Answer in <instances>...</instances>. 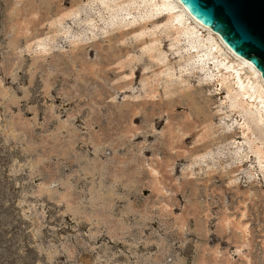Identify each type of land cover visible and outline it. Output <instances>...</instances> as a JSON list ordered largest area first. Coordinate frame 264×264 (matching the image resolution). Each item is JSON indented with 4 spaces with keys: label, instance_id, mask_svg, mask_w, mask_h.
I'll use <instances>...</instances> for the list:
<instances>
[{
    "label": "rangeland",
    "instance_id": "374dc122",
    "mask_svg": "<svg viewBox=\"0 0 264 264\" xmlns=\"http://www.w3.org/2000/svg\"><path fill=\"white\" fill-rule=\"evenodd\" d=\"M158 1L0 0V264H264V121Z\"/></svg>",
    "mask_w": 264,
    "mask_h": 264
},
{
    "label": "water",
    "instance_id": "95a60500",
    "mask_svg": "<svg viewBox=\"0 0 264 264\" xmlns=\"http://www.w3.org/2000/svg\"><path fill=\"white\" fill-rule=\"evenodd\" d=\"M264 79V0H179Z\"/></svg>",
    "mask_w": 264,
    "mask_h": 264
},
{
    "label": "bare ground",
    "instance_id": "6f19581e",
    "mask_svg": "<svg viewBox=\"0 0 264 264\" xmlns=\"http://www.w3.org/2000/svg\"><path fill=\"white\" fill-rule=\"evenodd\" d=\"M157 6L156 13H161L169 10L166 20H172L173 22L180 23L183 18L189 17L192 19L195 26H199L201 30L203 28L207 31L209 37L203 39V44L211 50L215 49L221 64H224L226 72H222L218 78V82L224 86L225 92L231 94L233 99L237 101L241 107L245 110H251L257 121H264V79L260 72L246 59L237 56L228 46L223 42L221 37L213 32L210 28L204 26L198 20H196L181 4L179 0H159L155 3ZM177 9V11H175ZM189 22V20H187ZM195 30V28H193ZM199 34V32H197ZM192 43V47H194ZM233 58H229V56ZM205 56V54H203ZM215 62V60H213ZM219 67L218 64H216ZM219 88V84H217ZM242 134H249V127L245 124L241 128ZM256 152V159L259 164L264 163V142L254 146ZM240 227L245 231L247 224L240 223ZM247 240V239H246ZM246 242L238 245L237 250H241L244 246H247ZM243 255V254H242ZM244 264H251V258L248 255H244Z\"/></svg>",
    "mask_w": 264,
    "mask_h": 264
}]
</instances>
